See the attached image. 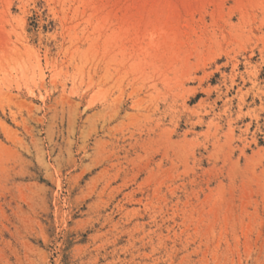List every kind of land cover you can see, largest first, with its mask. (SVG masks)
Here are the masks:
<instances>
[{
  "label": "rangeland",
  "instance_id": "obj_1",
  "mask_svg": "<svg viewBox=\"0 0 264 264\" xmlns=\"http://www.w3.org/2000/svg\"><path fill=\"white\" fill-rule=\"evenodd\" d=\"M0 264H264V0H0Z\"/></svg>",
  "mask_w": 264,
  "mask_h": 264
}]
</instances>
